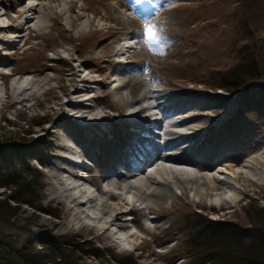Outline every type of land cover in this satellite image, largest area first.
Here are the masks:
<instances>
[{"label": "rangeland", "instance_id": "374dc122", "mask_svg": "<svg viewBox=\"0 0 264 264\" xmlns=\"http://www.w3.org/2000/svg\"><path fill=\"white\" fill-rule=\"evenodd\" d=\"M43 1L48 3H43V8L49 17L46 26L37 29L22 21L25 8L19 3H29V0H0L1 10L5 12L0 14L1 18H9L5 23L11 24L5 26V37L0 41V72L3 71L0 83L6 91L0 101V140L12 143L10 151L4 149L0 156L28 160L43 180L40 195L31 204L10 199L9 210L0 217V237L14 248L21 249L27 244L34 250L40 249L41 244H49L50 239L59 238L57 243L70 264H198L199 254L213 251L209 245H199V236L191 241L192 236L206 231L205 218L248 225L254 211L264 208V182L239 172L236 184L241 189H238V199L231 204L198 197L165 180L150 185L144 192L135 187L131 195L134 201L126 205L129 208L127 226L114 225L101 230L94 221L72 219V209L56 193L52 176L57 175L60 166L73 168L80 175L78 179L85 183L82 188L92 191L93 186L99 187L107 169L117 170L115 159L122 157V151L129 152L127 145L140 135V130L132 131L133 135L127 137L128 129L124 130V121L130 119L126 104L114 94L116 80L113 78L117 74L124 76L123 86L129 100L140 90L143 75L149 74L152 86L159 93H167L168 97L176 95L177 107L190 106L182 110L185 116L172 128L182 131L175 136H182L183 144L200 137L198 145H188L189 149L185 147V150L187 158L197 160L202 168L212 170L227 160L233 162L234 168L252 170L251 164L264 170L263 164L252 159L261 156L264 149V85H258L260 90L255 99L259 104L253 105L245 104L242 92L227 94L221 88L191 79L196 64L211 69L199 75L202 80L215 82L218 77L213 70L226 69L235 61L224 51L231 45V38L237 40L242 34L240 29L233 32L234 19H240L242 29L245 17L250 21L254 39H264V10L261 12L255 7L242 12L239 0H166L164 11L155 19L159 21L145 23L141 19L155 15L160 9L156 6L163 0ZM63 2L71 6L69 11L51 6ZM251 12L253 15L249 17ZM81 16L89 20L85 30L76 28ZM146 24L156 27L158 40L154 46L145 42ZM19 31L24 40L11 42L9 35ZM120 45L123 51L128 50L118 52ZM27 74L38 78L37 83L43 85L37 86L36 94L15 99L11 81ZM89 77L93 79L85 81ZM46 78L49 80L45 83L42 80ZM76 88L79 91L75 92ZM86 95H91L88 101L95 116L104 113L107 118L86 123L78 117L86 108L66 103L68 98L77 100ZM159 117V114L154 116ZM233 118H236L234 123ZM167 120L171 118L168 116ZM151 129L158 128L151 126ZM198 132L202 135H197ZM84 146L91 152L82 156L85 161L75 155L84 151ZM75 158H80L84 168L70 162ZM147 165L142 170L144 176L160 165L173 169L186 167L190 171L194 167L171 160L160 161L149 169ZM34 179L37 182L31 180L29 184L33 194L40 181L38 175ZM122 179L119 175V181ZM178 179L182 180L181 174ZM2 192L5 195L10 189L0 188V197ZM94 196L96 207H101L98 201L100 204L106 201L113 213L120 214L125 205L115 187L101 188ZM148 199H152V205L147 204ZM116 236L126 238L125 242L120 245ZM45 253V249L40 251ZM30 255L34 259L38 257L37 253Z\"/></svg>", "mask_w": 264, "mask_h": 264}, {"label": "bare ground", "instance_id": "6f19581e", "mask_svg": "<svg viewBox=\"0 0 264 264\" xmlns=\"http://www.w3.org/2000/svg\"><path fill=\"white\" fill-rule=\"evenodd\" d=\"M43 3H47V2H44L43 0L42 1L29 0V3H25V4L22 2L19 3V6L25 8L24 15L22 17V21L24 22L23 23L24 25L30 24L31 26L37 29H42L44 26H46L49 14L44 10ZM1 6H0V14L5 13L3 10H1ZM51 6H57L58 8H61L62 11L65 12L69 11L71 8V6L67 4V2H63L62 4L59 5L52 4ZM8 20L9 18L6 17L5 19L1 18L0 15V28H1L0 30H4L5 26L6 27L9 26L10 24L9 22L5 23V21ZM88 21H89L88 19H84L83 16H81L80 20L76 23L77 30L80 29L85 30V28L88 27L89 25ZM5 31L7 30L5 29L2 33H0V41L4 39ZM9 37H10L9 39H11V42L13 43H18L20 38L24 40V35L21 34V31H19V33L10 34ZM124 46H126V44ZM123 48H124L123 45H120V47L117 48L118 52L120 51L121 53H125V51L128 50L127 49L123 51L122 50ZM72 70H74V68ZM141 74L143 73L140 72V76ZM143 76H144L143 77L144 80L142 81V86L140 90L138 91L137 95L133 96L130 100L127 91H125L126 89H124L123 86L124 76L122 74L119 75L117 74L113 78L114 80H116L114 83V94L117 96V98L120 101L126 104L127 107L126 113L129 119L132 120L134 123L140 124V128H141V123L146 120V117L150 116L151 114L155 116L159 114L160 111L157 110L158 107H160L161 112H163L161 115L162 117L168 116L169 114H174L177 107L176 105L177 103H171L169 104V106H166V102H164L165 95L163 93H159L157 89L152 86L150 75L146 74V77L145 75ZM35 79L39 80L38 78H34L29 74H27L22 79L14 78L11 81V88L15 99L16 98L19 99L21 96H27L29 93L36 94V92H38L36 89L37 86L40 85L42 87L43 83L41 82L37 83ZM91 79H93V77H89L88 79L86 78L85 81H89ZM48 80L49 78H46L43 79L42 81L43 82L45 81L46 83ZM75 80L76 79H74L73 82ZM77 91H79L78 88H76L75 92ZM5 92H6L5 87L0 83V101L3 98V95L5 96ZM89 98H91V95H86V97L81 99L77 98V100L71 97L66 100V103H74L85 107L86 110H83L78 117L81 118L82 120H85L86 123L92 124L98 120H103L107 118V116L104 113H101L100 117L95 116V113H93L92 111V104L89 103L90 101H88ZM149 118H152V116ZM176 122L179 123L176 119L173 120V123H166V122L160 123L156 118L153 121L154 124L157 123L161 124L162 130H164L163 132L165 134L164 135L165 140H169L170 138H173L174 133H178L180 131L178 129H173L171 127V125L175 124ZM128 123L131 124V122ZM144 123L145 122L142 123V127L144 126ZM136 127L137 125L134 124L133 129L132 128H130V130L128 129L127 137H131L133 135L132 131L138 132ZM178 138L175 139L174 141L169 142L170 145H174V146H171L173 147V149L165 150L164 152L165 158L159 159L160 155L157 156L156 154V160L148 164L147 168L148 169L150 167L152 168L160 161L165 162L167 160H171L179 165L193 164L195 167L192 169V171H190V169H186V167L173 169L167 165H160L159 167H156L153 171H150V173L146 174L145 176L144 174H142L145 173L144 171L142 173L140 172V175H138L137 178L136 176H133L134 175L133 173L132 174L129 173V174H123L122 181L121 180L119 181L118 178L113 177L115 176L113 175L112 180H109L107 184L109 188L115 187L117 189V194H120L121 198L125 201V205H122V209L119 212L120 214L111 212L106 206V201H103L102 204H100V202L98 201L99 206H101L102 208L96 207V202H95L96 200L94 199L95 198L94 193L90 189L82 188V185H84L85 183L79 180L81 179L79 177L80 175L73 168L67 169L63 166H60L57 175L52 176L54 181V187H56L55 189L56 193H58L60 197L63 198L69 204L70 208L72 209V214H71L72 219L79 218L83 221L91 220L94 221L95 224H97L101 230L104 229L107 230V229H111L112 226L114 225L115 226L117 225L118 227H122V228L124 226H127L126 215L128 214L129 208H126L127 207L126 205L127 203L131 204L134 201L132 199L133 196L131 195H133V189L135 187L139 188L140 191L143 190L147 191L150 185L158 184L161 183L162 181L164 182L165 180L170 183V184L168 183L169 185H177L180 186L181 188L188 189L193 195H196L198 197H207L219 203L231 204L234 203L239 197L238 189H241V187L237 186L236 184L237 181L236 178L239 172L242 176L250 177L256 181L264 182V170H259L251 164L250 165L247 164V165H249V168L250 167L253 168L252 170L241 167L234 168L232 167L233 162L232 163L225 162L227 161L225 160L223 161V163L221 162L217 167H215L212 170H209L207 168L205 169L202 168V165L199 164L197 160L192 158H187L185 145L181 144L180 137ZM135 142L134 144L136 145ZM83 150L84 151L82 152L78 151V154L75 153V155L78 157L81 156L82 158V155L91 154V152H88V149H85V147L83 148ZM153 150L154 149H152V152ZM74 152L71 151V154L72 153L74 154ZM263 154H264V149H262L261 151L260 154L261 156H258V158L254 156L252 157V159H255V161L258 164L264 165ZM124 160H126L124 155L118 158L119 162H123ZM70 162H72L74 165L80 168H84V164L83 162L80 161V158H75V160L73 159ZM123 164L128 165L127 161L124 162ZM64 172H67L68 174H64ZM178 174H181L182 180L178 179ZM140 181L142 184L140 183ZM122 182H124V184ZM119 184H123V187L120 188ZM145 187H147V189ZM111 194L115 196V193L112 192ZM147 204L152 205L153 204L152 199H148ZM129 234L134 235L132 231H129Z\"/></svg>", "mask_w": 264, "mask_h": 264}, {"label": "trees", "instance_id": "16d2710c", "mask_svg": "<svg viewBox=\"0 0 264 264\" xmlns=\"http://www.w3.org/2000/svg\"><path fill=\"white\" fill-rule=\"evenodd\" d=\"M238 3L241 4L239 9L242 12H248L255 7H259L261 12L264 10V0H239ZM252 3L253 6H251ZM251 13L249 17L253 15ZM262 17L263 13L260 18L262 19ZM233 21L235 22L232 28L233 32H238L240 29L242 34L237 40L231 38V45H228L224 51L230 53L235 61L226 69H214V72L212 71L218 77L215 82L207 78L202 80L199 75L205 70L210 71L211 69L203 64H196L191 79L203 81L207 85L210 84L214 88H221L229 93L242 92L245 104L256 105L259 102L255 99L256 93L259 94L258 91L260 90L258 85H264V39L258 41L254 39V32L248 23L250 21L247 22L245 17L242 29L240 28V19L236 18ZM5 141L0 140V153L4 149L10 151L12 148V143ZM33 174L35 175L33 176ZM36 174L40 181L36 193L33 194L29 184L32 183L31 180H35ZM42 181V174L28 160L22 158L17 161L12 157L4 159V156H0V188L10 189V192L5 195L2 192L3 196L0 197V217L9 210L11 200L17 203L31 204L32 199L38 198L40 195L43 186ZM253 215L254 217H250L248 225L205 218L206 223L203 224V227H207L206 231L192 236L191 241L199 236V245H209L208 248L213 251L211 253L204 252L208 253L206 256L204 253L199 254L197 263L264 264V208L254 211ZM176 233L178 234V232ZM52 240H49V244H41L40 249L34 250L27 244L21 249L14 248L0 237V264H70L65 251L60 250L61 246L57 243L59 238ZM44 249L46 253L40 254V251ZM30 253H37L38 257L34 259ZM116 261L120 262L119 259Z\"/></svg>", "mask_w": 264, "mask_h": 264}, {"label": "snow or ice", "instance_id": "6c2138e0", "mask_svg": "<svg viewBox=\"0 0 264 264\" xmlns=\"http://www.w3.org/2000/svg\"><path fill=\"white\" fill-rule=\"evenodd\" d=\"M144 28H145V32H144L145 42L148 43L149 45L154 46L156 41L158 40L157 30L155 25L146 24Z\"/></svg>", "mask_w": 264, "mask_h": 264}]
</instances>
